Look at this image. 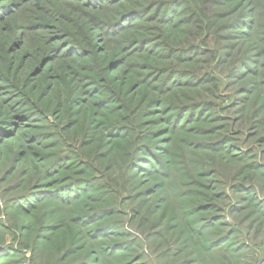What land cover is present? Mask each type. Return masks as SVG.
I'll list each match as a JSON object with an SVG mask.
<instances>
[{
	"label": "rangeland",
	"instance_id": "obj_1",
	"mask_svg": "<svg viewBox=\"0 0 264 264\" xmlns=\"http://www.w3.org/2000/svg\"><path fill=\"white\" fill-rule=\"evenodd\" d=\"M0 264H264V0H0Z\"/></svg>",
	"mask_w": 264,
	"mask_h": 264
}]
</instances>
